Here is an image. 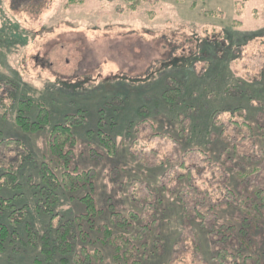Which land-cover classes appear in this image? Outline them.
<instances>
[{
  "label": "rangeland",
  "instance_id": "obj_1",
  "mask_svg": "<svg viewBox=\"0 0 264 264\" xmlns=\"http://www.w3.org/2000/svg\"><path fill=\"white\" fill-rule=\"evenodd\" d=\"M28 3L0 0V142L25 150L0 146V196L16 207L0 210L14 234L0 264H46L43 236L86 213L87 194L95 215L74 254L96 251L89 264H264V0ZM21 101L49 122L24 131ZM65 115L81 125L58 159L49 130ZM62 166L88 171L92 187L66 191ZM43 167L56 202L40 192ZM106 228L134 248L127 263Z\"/></svg>",
  "mask_w": 264,
  "mask_h": 264
},
{
  "label": "trees",
  "instance_id": "obj_2",
  "mask_svg": "<svg viewBox=\"0 0 264 264\" xmlns=\"http://www.w3.org/2000/svg\"><path fill=\"white\" fill-rule=\"evenodd\" d=\"M31 1L32 3H28V4H30L29 6L33 8L35 6L36 0H31ZM127 1L131 2L130 7L132 9H136L142 3L146 2V0H127ZM43 3L44 1H42V6H43ZM25 4H27V2ZM44 6H45V3H44ZM26 7L27 6H24L23 8H26ZM37 13H39V11L37 12L32 11V14H37ZM202 47L203 45L200 46V49ZM195 57L196 55L194 56V58ZM189 58H192V57L181 59V61L183 60L184 62V66L188 63V61H184V60L189 59ZM179 97H180V91L178 89L168 90L162 94L163 100L169 104L175 103L179 99ZM19 106L22 109H20L19 111L20 115L18 114L17 116V124H19L20 127L24 131L29 130V131L37 132L42 123L43 125H45L49 122L48 121L49 115L46 112L43 111L40 114H37L34 119H32L29 116V114H28V117L26 116V114L24 115L21 114L22 112H25V109L27 110L30 107L28 105H24L22 101ZM39 115H42L41 121L38 120L40 118ZM24 121H27V122L24 123ZM80 125H81L80 122H75L72 119V116H69V115L64 116V121L62 123H56L54 125H51L50 130H49L50 135H51V140L49 142L50 143L49 150L50 152L54 154L56 158L58 159L66 158L68 155H70L73 152V150L70 147L72 146L73 141L75 140L74 129L79 127ZM261 133L264 139V130L261 131ZM99 137H104V136L101 133H99ZM103 142H105V146L107 148L106 150L107 154H112L113 147L108 145L109 144L108 141H103ZM0 146L3 148H9V147L14 146L20 151L22 150L25 151L21 143L20 142L18 143V141L16 140H6V141L2 140L0 142ZM64 167L63 169H64L65 174L63 175L61 179V184H63L64 186L63 188L66 191H69L72 193V192H77L81 189H85L87 187L88 188L92 187V182L89 180L88 171H82L76 175H72V173H67ZM18 172H19V169H15L14 171H12V169L11 171L10 169H8V172L6 173V175H4L6 178V183L8 185H12L13 182L16 181ZM41 175H42L43 182L46 185H45V188L43 189L40 188V192L42 194H46L50 196L52 194L53 197L52 196L51 197L54 200L53 202H56L57 197L55 196V194H56V191H58L59 184L56 181L55 176L52 175V173L49 175L47 167L42 168ZM50 178L51 180H49ZM50 182H53L54 185H51ZM79 201L84 206L86 213L73 218V220L67 221L65 226L57 230L56 238L54 239V241H52L47 234L43 236L41 253L45 256L44 261H46V264H51L54 258L53 256L54 254H57V252L59 255H62L63 257L73 254L74 264H89V261L91 260L92 256L95 257L96 260L99 258V254L96 251L90 252L89 249L86 247H82L77 254H74V241L76 237L78 235H81L83 237L82 241H84L85 240L84 237L87 236V233L81 230L82 229L81 222L84 221L90 225L95 215L94 199L92 198L90 194L83 196L82 198L79 199ZM11 202L12 200L5 199L0 196V210L2 213L10 211L11 214H13L14 212H16V207ZM262 202H264V196L262 197ZM48 209H50V205H48ZM46 212H49V211L47 210ZM75 228H79L80 231L76 233ZM12 235L14 234H12L9 231V226L0 225V252L4 250L3 248L5 247L6 243L11 241ZM103 235H104V239L106 240H108L110 237L112 238L111 241H108V243H110L114 247V251L116 253V256L114 257L115 258L114 261L115 262L119 261L120 254L121 255L130 254V255H126L127 257L125 258V261L127 263L131 259L132 250L134 249L132 245H130L129 240H127L126 238L123 239V237L121 236L112 237L111 231H109V229L107 228L104 229ZM65 262H67V260H64L61 263L65 264Z\"/></svg>",
  "mask_w": 264,
  "mask_h": 264
}]
</instances>
